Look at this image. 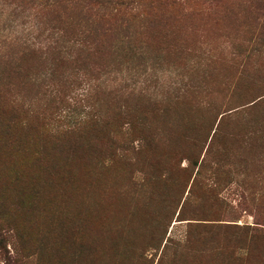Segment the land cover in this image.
I'll use <instances>...</instances> for the list:
<instances>
[{
	"label": "rangeland",
	"instance_id": "374dc122",
	"mask_svg": "<svg viewBox=\"0 0 264 264\" xmlns=\"http://www.w3.org/2000/svg\"><path fill=\"white\" fill-rule=\"evenodd\" d=\"M40 3L0 0V264H264V0L49 52Z\"/></svg>",
	"mask_w": 264,
	"mask_h": 264
},
{
	"label": "trees",
	"instance_id": "16d2710c",
	"mask_svg": "<svg viewBox=\"0 0 264 264\" xmlns=\"http://www.w3.org/2000/svg\"><path fill=\"white\" fill-rule=\"evenodd\" d=\"M12 1L22 6L34 3V0ZM158 1L143 0L145 10L143 6V9L139 8L137 0H41L40 7L51 16L53 29L44 39L45 51H61L59 48L65 47V42L77 48L98 47L106 43L115 46L122 42L119 31L130 26V19L145 14L150 23L161 17L163 13L160 14L156 7ZM173 1L176 0H167V3L174 5ZM72 13L77 14V18L61 26L63 19Z\"/></svg>",
	"mask_w": 264,
	"mask_h": 264
}]
</instances>
